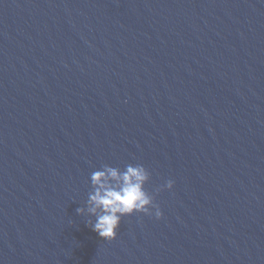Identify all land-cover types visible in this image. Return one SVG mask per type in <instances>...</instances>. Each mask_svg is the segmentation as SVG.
Masks as SVG:
<instances>
[{
	"label": "water",
	"instance_id": "obj_1",
	"mask_svg": "<svg viewBox=\"0 0 264 264\" xmlns=\"http://www.w3.org/2000/svg\"><path fill=\"white\" fill-rule=\"evenodd\" d=\"M104 164L162 218L92 231ZM0 264H264V0H0Z\"/></svg>",
	"mask_w": 264,
	"mask_h": 264
},
{
	"label": "clouds",
	"instance_id": "obj_2",
	"mask_svg": "<svg viewBox=\"0 0 264 264\" xmlns=\"http://www.w3.org/2000/svg\"><path fill=\"white\" fill-rule=\"evenodd\" d=\"M149 179L150 172L143 165L128 164L122 170L104 164L92 172L88 199L85 206L78 207L76 212L88 217L87 225L106 241L116 238L123 217L143 213L148 216L154 214L156 219H161L163 213L155 203V195L145 190ZM173 187L174 181L170 179L155 191L159 193Z\"/></svg>",
	"mask_w": 264,
	"mask_h": 264
}]
</instances>
